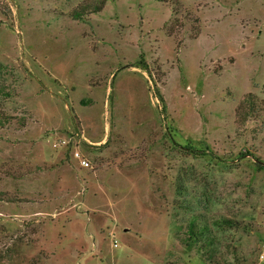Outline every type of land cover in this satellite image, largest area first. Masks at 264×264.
Wrapping results in <instances>:
<instances>
[{
    "label": "rangeland",
    "instance_id": "374dc122",
    "mask_svg": "<svg viewBox=\"0 0 264 264\" xmlns=\"http://www.w3.org/2000/svg\"><path fill=\"white\" fill-rule=\"evenodd\" d=\"M99 1L0 0V264H264V0Z\"/></svg>",
    "mask_w": 264,
    "mask_h": 264
},
{
    "label": "trees",
    "instance_id": "16d2710c",
    "mask_svg": "<svg viewBox=\"0 0 264 264\" xmlns=\"http://www.w3.org/2000/svg\"><path fill=\"white\" fill-rule=\"evenodd\" d=\"M105 0H100L98 5H95V6H92L91 8V11L94 12V11H99V9L101 8V5L104 3ZM158 1H171V0H158ZM132 66H135V67H138L140 68L141 70L143 71H146L147 70V66L146 64L141 61V60H138V61H135L133 62ZM247 96H250V94H247ZM248 104H252V107H249L250 109H253V102L251 101V99H248ZM248 109V110H250ZM244 109L239 105L238 107L235 109V115L239 118H241V112L243 111ZM247 111V110H246ZM250 113V112H249Z\"/></svg>",
    "mask_w": 264,
    "mask_h": 264
},
{
    "label": "built area",
    "instance_id": "2783aa9c",
    "mask_svg": "<svg viewBox=\"0 0 264 264\" xmlns=\"http://www.w3.org/2000/svg\"><path fill=\"white\" fill-rule=\"evenodd\" d=\"M73 158L76 160V162L78 163L79 166L81 167H87L88 166V161L82 156V154H79L78 151H74L72 153ZM264 256V248L260 254V257Z\"/></svg>",
    "mask_w": 264,
    "mask_h": 264
}]
</instances>
